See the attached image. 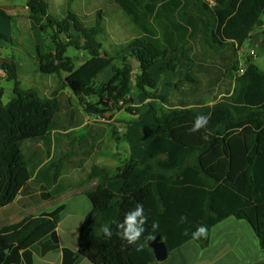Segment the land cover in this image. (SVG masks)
Here are the masks:
<instances>
[{
    "label": "trees",
    "instance_id": "obj_1",
    "mask_svg": "<svg viewBox=\"0 0 264 264\" xmlns=\"http://www.w3.org/2000/svg\"><path fill=\"white\" fill-rule=\"evenodd\" d=\"M115 1L143 33L123 47L128 49L123 55L120 51L110 54L99 40L105 31L101 11L93 24L88 25L72 11L61 19L50 14L47 0L27 1L34 26L51 32L52 46L46 53L38 54L40 71L57 76L63 87L79 98L88 114L103 121L112 120L122 110L139 114L131 95L134 85L145 96L163 104L149 111L157 125L141 157L127 158L115 169L94 166L90 178L99 177L101 181L85 191L93 208L80 228V252L94 264H149L157 261L146 239L149 235L155 236L151 241H164L172 251L194 239L193 232L203 225L207 228L206 236L194 240L205 248L210 243L211 228L229 216L247 220L264 251V71L249 54L244 61L245 71L239 72L240 48L260 23L264 0L186 2L183 11L192 16L190 24L198 29L195 37L227 61L223 75L230 93L213 105H206L202 99L190 100L192 106L161 94L151 71L160 59L166 60V69L175 70L177 49L162 45L155 31L145 24L146 16L137 10L142 2ZM182 5L181 0H171L166 9L175 11ZM147 6L148 11L153 10V5ZM190 7L195 10L193 14L188 11ZM0 42L12 39L0 32ZM70 48L79 55H69ZM130 58L140 62L137 74ZM0 59H3L0 68L8 80L14 81L13 96L7 103L0 88V207H3L16 198L32 174L23 144L48 138L61 102L56 97H42L34 88H23L14 57ZM108 67L113 71L112 77L98 82ZM208 69L207 74L203 73L202 83L205 80L217 83L219 71L214 67ZM188 82L200 83L191 69L184 79L172 85L179 91L197 93ZM198 115L210 116L207 126L189 132ZM112 134L119 142L120 133L113 129ZM113 179L124 181L118 192L106 185ZM137 203L143 204L148 217L146 231L136 244H128L117 234L120 231L117 225ZM62 209L60 206L50 213L29 216L0 229V264L6 262L10 249H28L53 234ZM153 222L159 224L155 231ZM104 226L111 229L110 238L103 234ZM139 245L143 246L142 251H137Z\"/></svg>",
    "mask_w": 264,
    "mask_h": 264
},
{
    "label": "crops",
    "instance_id": "obj_2",
    "mask_svg": "<svg viewBox=\"0 0 264 264\" xmlns=\"http://www.w3.org/2000/svg\"><path fill=\"white\" fill-rule=\"evenodd\" d=\"M181 1L183 5L172 11L166 9L171 0H151L154 16L162 20V29L155 32L156 37L165 47L177 49L175 53L179 55L177 67L172 70L173 77L166 74L169 69H166L165 59L158 60L151 71L155 76L159 70L160 80L164 83L162 84L169 88L167 95L160 88L159 91L173 101L183 100L192 106L190 100L202 99L206 105H213L230 94L227 91L228 86L225 87L226 80L223 75V66L227 61L209 63L203 59L214 50L202 43L199 37H195L194 32L198 29L190 24L192 16H187L183 11L186 2L189 3L190 0ZM13 9L16 10V7L10 8L11 11ZM3 10L0 8V11ZM4 11L6 14V10ZM188 11L190 14L195 12L193 7ZM142 34L141 30L137 36ZM38 49L37 47L38 54H44ZM252 50H255L254 54L251 53ZM242 51L247 55L242 56ZM196 53L200 56L198 60L192 57ZM249 54L253 55L257 65L256 59L264 58V15L240 48L241 66H244L245 58ZM213 55H217L215 51ZM184 59L186 62H183ZM131 60L132 58V64ZM210 67L219 71L217 83L209 84L208 80L202 83L203 73L207 74ZM190 69L200 83L188 82L187 85L195 88L197 93L179 91L172 85L184 79ZM261 70L264 71L262 68ZM103 72L104 77L98 82L106 81L113 75L111 67ZM4 78L7 79L6 73L0 68V80ZM56 78L55 83L47 82L45 97L58 98L61 109L53 118L46 140L23 144V152L32 174L16 198L10 204L0 207V229L20 223L29 216L50 213L63 206L60 221L53 234L30 248L10 249L4 264H94L80 255L79 248L81 225L93 208L85 191L94 188L101 181L99 177L90 178L92 170L94 166L115 169L127 158L141 157L157 125L155 116L149 111L151 108L158 109L163 106L161 101L145 96L134 85L131 95L134 106L139 107L140 113L133 115L122 110L116 112L112 120L103 121L96 115L88 114L79 98L69 88H64L62 81L57 76ZM158 83L160 86L159 81ZM91 100L94 101L95 98ZM114 124L115 130L125 135L122 142V138L117 142L113 137ZM83 129H86L85 133H82ZM139 139L140 142L135 141ZM123 182V179H113L107 181L106 185L118 192ZM149 264H264V251L250 223L245 219L229 216L211 228L207 247L202 248L191 239L170 251L166 260Z\"/></svg>",
    "mask_w": 264,
    "mask_h": 264
},
{
    "label": "rangeland",
    "instance_id": "obj_3",
    "mask_svg": "<svg viewBox=\"0 0 264 264\" xmlns=\"http://www.w3.org/2000/svg\"><path fill=\"white\" fill-rule=\"evenodd\" d=\"M28 0H0V8L6 10V14L0 11V32L11 37L12 42H0L2 47L0 51L3 57H14L18 64L19 79L23 88H35L41 96L45 97V89L47 82L57 80L56 76H50L42 73L39 70L38 64V49L41 53H46L52 46L50 30H42L35 27L32 19L30 18V9L27 6ZM49 3V13L58 17L59 19L67 16L69 11L77 14L86 24L92 25L96 19L98 11L103 14V24L105 31L99 35V40L103 43L104 49L110 54H116L117 51L125 54V47L131 40H133L138 33L142 30L129 16L126 11L115 0H47ZM142 6L137 5V10L144 14V22L153 31L160 32L162 29V20L154 16L153 10L148 11L146 4H151V0H139ZM16 7V10L10 8ZM3 10V11H4ZM5 12V11H4ZM199 48V45H198ZM246 51V50H243ZM242 51V52H243ZM242 56L247 55L243 52ZM211 51L203 58L205 61L220 62L223 61L220 55H213ZM68 54L71 56H78L79 53L70 48ZM2 57V58H3ZM194 60H198V53L192 56ZM77 58V57H75ZM77 60V59H76ZM132 64L137 61L132 58ZM258 65L264 69V58H257ZM119 62V61H118ZM186 62V59L183 60ZM158 70V69H157ZM155 75L156 79L160 82V90L165 95L168 94L169 88L160 80L159 74ZM106 74V73H105ZM169 77H173L172 70L166 73ZM104 77L102 72L97 80ZM163 83V84H162ZM0 88L4 90L3 101L5 103L13 96L14 81L6 78L0 80ZM135 89V87L133 86ZM152 117L153 115L150 114ZM129 125V124H128ZM114 129L116 126L114 124ZM83 129L82 133H85ZM121 142L124 140V133L120 132ZM140 142L139 140H135ZM126 142V141H124ZM125 144V143H122Z\"/></svg>",
    "mask_w": 264,
    "mask_h": 264
},
{
    "label": "clouds",
    "instance_id": "obj_4",
    "mask_svg": "<svg viewBox=\"0 0 264 264\" xmlns=\"http://www.w3.org/2000/svg\"><path fill=\"white\" fill-rule=\"evenodd\" d=\"M209 115H198L189 132H196L202 128H205L209 122ZM183 219V218H182ZM148 217L144 214V208L142 203H137L134 209L129 210L124 214V219L117 225L120 230L117 234L121 236L122 239L126 240L128 244H136L140 237L146 231L144 225L147 223ZM159 227L158 222H153L152 229L155 231ZM103 234L106 237L112 236V231L108 226H104ZM207 228L201 225L193 232L192 236L194 239H200L206 236ZM147 240L151 241L155 239V236L149 235ZM143 246H137V251H142Z\"/></svg>",
    "mask_w": 264,
    "mask_h": 264
},
{
    "label": "water",
    "instance_id": "obj_5",
    "mask_svg": "<svg viewBox=\"0 0 264 264\" xmlns=\"http://www.w3.org/2000/svg\"><path fill=\"white\" fill-rule=\"evenodd\" d=\"M77 58H75L76 60ZM83 60H85L86 58L83 57ZM136 60V59H135ZM137 61V60H136ZM139 66H140V62L137 61L136 63L132 64V67L134 69V74L138 73L139 70ZM148 245L151 246L153 248L154 251V255L157 261H164L169 257V249L166 245V243L164 241H149ZM81 256H84L83 253L80 252Z\"/></svg>",
    "mask_w": 264,
    "mask_h": 264
},
{
    "label": "built area",
    "instance_id": "obj_6",
    "mask_svg": "<svg viewBox=\"0 0 264 264\" xmlns=\"http://www.w3.org/2000/svg\"><path fill=\"white\" fill-rule=\"evenodd\" d=\"M251 53L254 54L255 53V50H252ZM244 71H245V67L244 66H241V69H240L239 72L240 73H243Z\"/></svg>",
    "mask_w": 264,
    "mask_h": 264
}]
</instances>
